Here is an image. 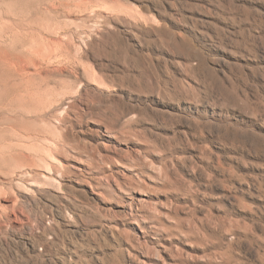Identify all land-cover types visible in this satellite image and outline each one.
<instances>
[{
  "label": "rangeland",
  "instance_id": "rangeland-1",
  "mask_svg": "<svg viewBox=\"0 0 264 264\" xmlns=\"http://www.w3.org/2000/svg\"><path fill=\"white\" fill-rule=\"evenodd\" d=\"M0 264H264V0H0Z\"/></svg>",
  "mask_w": 264,
  "mask_h": 264
}]
</instances>
